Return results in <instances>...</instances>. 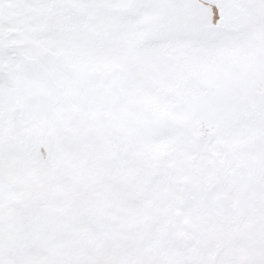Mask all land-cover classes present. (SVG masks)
<instances>
[{
  "label": "snow or ice",
  "instance_id": "obj_1",
  "mask_svg": "<svg viewBox=\"0 0 264 264\" xmlns=\"http://www.w3.org/2000/svg\"><path fill=\"white\" fill-rule=\"evenodd\" d=\"M0 264H264V0H0Z\"/></svg>",
  "mask_w": 264,
  "mask_h": 264
}]
</instances>
